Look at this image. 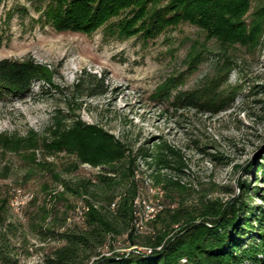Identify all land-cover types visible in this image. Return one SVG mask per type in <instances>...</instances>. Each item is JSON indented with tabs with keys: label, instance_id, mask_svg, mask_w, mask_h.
<instances>
[{
	"label": "rangeland",
	"instance_id": "rangeland-1",
	"mask_svg": "<svg viewBox=\"0 0 264 264\" xmlns=\"http://www.w3.org/2000/svg\"><path fill=\"white\" fill-rule=\"evenodd\" d=\"M126 13L89 34L58 31L46 19H39L31 0H4L0 4V58L33 57L52 70L53 82L66 95L59 89L46 91L40 81H34L27 93L0 99V135L26 137L33 131L41 136L55 110L61 108L113 133L134 153L165 140L177 152L172 155V165H178L175 159L181 155L183 169H162L165 178L160 182L155 180V167L136 158L138 193L145 194L149 187L162 192L164 207L191 208L202 197L224 202L239 194L242 181L251 185L252 203L264 202L255 193L264 185L257 169L264 156V34L256 47L237 44L229 49L236 67L229 72L228 81L239 85L230 107L218 112L193 106L176 108L162 100L161 86L176 76L181 90L197 87L213 74L220 46L214 39L206 41L205 32L188 21H180L152 39L139 34L121 37L116 26ZM195 41L206 42L212 53L191 72L185 59ZM89 74L103 77L105 90L95 95L83 92L68 108L65 98L74 97L73 84L80 77L85 82L95 78ZM74 162L75 155L66 151L49 152L42 144L12 150L4 148L0 140V221H4L2 226L15 224L7 232L13 247L8 256L19 264H44V250L54 241H42L40 226L55 227L67 215L72 219L77 206L84 205L87 213V201L93 202V198L106 202L100 191L95 197L91 192L66 190L65 181L93 177L101 169L89 163L71 169ZM168 178L180 185L166 188ZM121 188L116 185L115 192ZM16 189L24 193L21 203L14 195ZM116 238V251L132 248L125 234ZM109 243L102 251L111 252Z\"/></svg>",
	"mask_w": 264,
	"mask_h": 264
},
{
	"label": "trees",
	"instance_id": "trees-1",
	"mask_svg": "<svg viewBox=\"0 0 264 264\" xmlns=\"http://www.w3.org/2000/svg\"><path fill=\"white\" fill-rule=\"evenodd\" d=\"M3 1L0 0V4ZM31 2L39 11V19H46L58 31L89 34L123 11L127 13L116 26L121 37L139 34L147 40L180 21L197 25L205 32V40L214 39L221 52L216 58L213 74L194 89L181 90L176 76L161 86L162 100L176 108L193 106L218 112L230 107L239 85L228 81L229 72L236 67L229 49L237 44L256 47L264 34V0ZM2 39L0 34V43ZM209 53L212 50L206 42H193L185 59L187 70L194 71ZM89 75L95 78L85 82L80 77L73 84L71 97H74L65 98L68 108H72L71 103L83 92L95 95L105 90L103 77ZM52 76V70L31 56L0 58V99L27 93L34 81H40L46 91L59 89L65 96L66 91L58 88ZM0 140L6 149L36 148L42 144L49 152L71 153L76 157L71 169H76L80 163L101 168L93 177L64 182L66 190L74 194L91 192L98 197V191L103 192L106 202L95 198L93 202L88 200V211L81 221L67 215L55 227L40 226L42 241H54L44 250V264H264V202L252 203V188L245 181L239 184V194L227 201L202 197L199 204L191 208L165 206L150 223L153 231L134 230L132 203L139 187V179L135 178L136 158L140 156L150 167H155L154 177L158 182L165 178L162 169L182 170L185 166L181 155L175 159L178 165L171 164L172 155L177 152L165 140L152 148H139L134 153L113 133L61 108L55 110L43 135L31 131L26 137L0 135ZM262 159L257 169L258 177L264 182V156ZM116 185L122 186L118 192H115ZM170 185L180 184L168 178L164 186ZM225 190L231 191L228 187ZM255 193H259V198L264 201V185L257 187ZM3 223L1 219L0 262L19 264L18 259L8 256L13 247H10L7 232L15 224L9 222L2 226ZM176 227L178 229L174 231ZM123 234L129 246L137 247L116 251L114 240ZM108 242L111 252L106 254L102 248ZM145 248H150L151 252L146 254Z\"/></svg>",
	"mask_w": 264,
	"mask_h": 264
},
{
	"label": "bare ground",
	"instance_id": "bare-ground-1",
	"mask_svg": "<svg viewBox=\"0 0 264 264\" xmlns=\"http://www.w3.org/2000/svg\"><path fill=\"white\" fill-rule=\"evenodd\" d=\"M134 198H138V199H133V203H132L133 206L132 225L136 232H141L144 229V227L147 225V218H148V223L153 221V219L158 215V213L161 212V210L164 208V205L161 200L162 192H158L154 190L152 187H149L145 194L137 193V195H135ZM112 205L115 206L114 204ZM149 212H150V217H149ZM85 216H86V207L84 205H81L76 207L72 219L77 221L83 220ZM131 247L134 248L137 246L132 245ZM147 249L150 250V248ZM105 253H109V252H105Z\"/></svg>",
	"mask_w": 264,
	"mask_h": 264
},
{
	"label": "built area",
	"instance_id": "built-area-1",
	"mask_svg": "<svg viewBox=\"0 0 264 264\" xmlns=\"http://www.w3.org/2000/svg\"><path fill=\"white\" fill-rule=\"evenodd\" d=\"M135 177H138V175H135ZM14 195L17 196V203L19 202V200H24V193H18L17 189L14 190ZM157 196H158V194H157ZM134 199H138V198H134ZM27 203H29V202H27ZM135 215H136V213H135ZM149 217H150V212H149ZM151 227L152 226H148V218H147V225L144 227V230L150 231ZM106 254H108V253H106Z\"/></svg>",
	"mask_w": 264,
	"mask_h": 264
},
{
	"label": "water",
	"instance_id": "water-1",
	"mask_svg": "<svg viewBox=\"0 0 264 264\" xmlns=\"http://www.w3.org/2000/svg\"><path fill=\"white\" fill-rule=\"evenodd\" d=\"M145 252H146V254H148V253L151 252V249L149 250V249L145 248ZM108 254H109V253H108Z\"/></svg>",
	"mask_w": 264,
	"mask_h": 264
}]
</instances>
